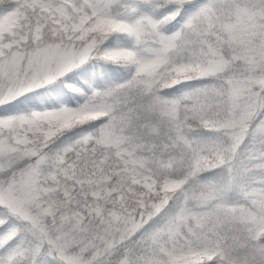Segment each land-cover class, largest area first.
Listing matches in <instances>:
<instances>
[{
	"label": "snow or ice",
	"instance_id": "1",
	"mask_svg": "<svg viewBox=\"0 0 264 264\" xmlns=\"http://www.w3.org/2000/svg\"><path fill=\"white\" fill-rule=\"evenodd\" d=\"M0 264H264V0H0Z\"/></svg>",
	"mask_w": 264,
	"mask_h": 264
}]
</instances>
